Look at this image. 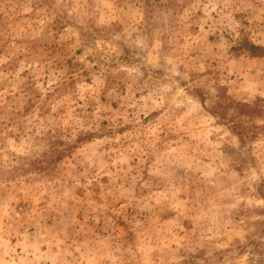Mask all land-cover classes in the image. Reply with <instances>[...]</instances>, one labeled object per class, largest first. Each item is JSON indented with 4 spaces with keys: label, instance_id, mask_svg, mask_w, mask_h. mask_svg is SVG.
I'll use <instances>...</instances> for the list:
<instances>
[{
    "label": "rangeland",
    "instance_id": "obj_1",
    "mask_svg": "<svg viewBox=\"0 0 264 264\" xmlns=\"http://www.w3.org/2000/svg\"><path fill=\"white\" fill-rule=\"evenodd\" d=\"M244 41L264 0H0V264H260Z\"/></svg>",
    "mask_w": 264,
    "mask_h": 264
},
{
    "label": "trees",
    "instance_id": "obj_2",
    "mask_svg": "<svg viewBox=\"0 0 264 264\" xmlns=\"http://www.w3.org/2000/svg\"><path fill=\"white\" fill-rule=\"evenodd\" d=\"M240 48L247 50L250 55L252 56H261L264 54V47L259 44H255L250 41H244L240 43ZM225 98V97H224ZM232 105L235 106L237 112L245 113L248 115H252L254 113H261L263 111L260 105H254V103H247V102H240V101H233L231 99H227L226 101L219 100L214 106L211 113L215 116L225 118L227 108L231 107ZM234 128H238L241 130V125H235ZM238 134L241 136L242 131H238ZM260 264H264V260L259 262Z\"/></svg>",
    "mask_w": 264,
    "mask_h": 264
}]
</instances>
